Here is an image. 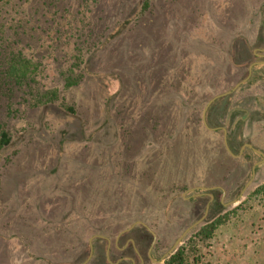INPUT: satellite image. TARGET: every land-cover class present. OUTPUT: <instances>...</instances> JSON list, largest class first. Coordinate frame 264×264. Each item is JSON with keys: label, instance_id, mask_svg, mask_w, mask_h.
Returning <instances> with one entry per match:
<instances>
[{"label": "rangeland", "instance_id": "obj_1", "mask_svg": "<svg viewBox=\"0 0 264 264\" xmlns=\"http://www.w3.org/2000/svg\"><path fill=\"white\" fill-rule=\"evenodd\" d=\"M141 1L2 16L25 79L0 63V264H167L226 214L188 264H264V0Z\"/></svg>", "mask_w": 264, "mask_h": 264}, {"label": "trees", "instance_id": "obj_2", "mask_svg": "<svg viewBox=\"0 0 264 264\" xmlns=\"http://www.w3.org/2000/svg\"><path fill=\"white\" fill-rule=\"evenodd\" d=\"M21 0H0V48H4L6 45H9L12 41H11V37L10 35H8V31H10V29H19V25H13L14 27H6V23H4L3 19L4 17H2L4 14H10L13 10H18L21 8L22 3L20 4ZM15 2V3H14ZM44 5H48L47 1H43V6ZM150 9V0H142L141 4H140V12L141 13H147V11H149ZM250 21V19L248 20ZM16 33V32H15ZM1 65L4 61V59H6V64L8 66V71L6 72V75L9 77L8 73L10 72H14L15 76L18 72V75L16 76V81L14 82H8V81H4L6 82V84H11V85H16V87L18 88V86L21 85V81H23V79H25V73L22 71V69L20 68L19 70L16 68L15 65H17V63H15L14 59H18L19 64L22 63V58L21 55L19 53H17L16 55H14L13 53L10 54V56H1ZM11 58V60H10ZM15 63V64H14ZM83 75L82 74H78L76 77H70L67 78L66 80V86H76L80 83V81L82 80ZM246 84L242 85L245 86ZM8 92H12L11 90H7ZM10 98H7V101ZM54 99H56L55 94H51L50 93H45L42 97L38 98V103L42 102L43 100H47V101H53ZM10 108H6V110H9ZM70 112H73V110H70ZM11 143V135L8 131H6L5 129H0V151H2L3 149H5L6 147H8ZM225 155L229 158L230 155L228 153H226V151H224ZM221 173L223 172L224 175L221 177V181L224 182L226 180H228V176L229 172L225 169L222 168L219 170ZM214 187L218 186V193L221 195L222 192L224 191L222 186L217 183L215 185H213ZM222 188V189H221ZM239 188L238 184L235 183V188L233 190L230 191V193L228 192L227 194L230 195L231 193H234L237 191V189ZM178 189L175 190V192L180 191V189L177 191ZM176 196V195H175ZM253 196H257V197H261V199H264V186L261 187L260 189L256 190L253 192ZM219 207L221 206V204H217ZM228 214L226 215H219L218 220H214L211 223L205 225L204 227H202L199 232L197 233V235L194 237V242L192 244V249L191 247L189 248H181L180 250H178L167 262V264H188L189 260L191 261L192 253L193 251L196 249V247L198 246V244L201 243H206L208 241H210L214 235L215 232L217 231L218 227L223 224L225 221L228 220ZM226 223V222H225ZM189 252H191V254H189Z\"/></svg>", "mask_w": 264, "mask_h": 264}, {"label": "crops", "instance_id": "obj_3", "mask_svg": "<svg viewBox=\"0 0 264 264\" xmlns=\"http://www.w3.org/2000/svg\"><path fill=\"white\" fill-rule=\"evenodd\" d=\"M262 48V52H264V42H262ZM251 55H253L252 51ZM241 65L242 67L246 65V71L248 72V77H246L245 80L241 83H244L246 85L264 83V56H254V60L250 59V62L248 64Z\"/></svg>", "mask_w": 264, "mask_h": 264}, {"label": "flooded vegetation", "instance_id": "obj_4", "mask_svg": "<svg viewBox=\"0 0 264 264\" xmlns=\"http://www.w3.org/2000/svg\"><path fill=\"white\" fill-rule=\"evenodd\" d=\"M239 66H241V65H239Z\"/></svg>", "mask_w": 264, "mask_h": 264}]
</instances>
